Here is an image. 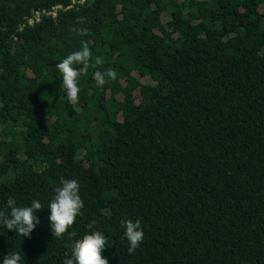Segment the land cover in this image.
<instances>
[{
	"label": "trees",
	"instance_id": "16d2710c",
	"mask_svg": "<svg viewBox=\"0 0 264 264\" xmlns=\"http://www.w3.org/2000/svg\"><path fill=\"white\" fill-rule=\"evenodd\" d=\"M83 41L73 110L55 65ZM61 178L83 208L55 237ZM9 198L45 208L30 239L0 225V264H64L92 230L108 264H264V0H0V210ZM124 219L144 232L134 254Z\"/></svg>",
	"mask_w": 264,
	"mask_h": 264
},
{
	"label": "clouds",
	"instance_id": "9594fccd",
	"mask_svg": "<svg viewBox=\"0 0 264 264\" xmlns=\"http://www.w3.org/2000/svg\"><path fill=\"white\" fill-rule=\"evenodd\" d=\"M78 35L86 36V28L73 29ZM92 61V52L87 41L81 43L79 50L73 51L55 65L61 78L66 93L67 103L73 110L80 106V88L78 78L86 75ZM94 65H102L103 59L97 56ZM74 65H82L77 69ZM94 79L98 87H103L109 80L117 79V72L108 68L105 71L94 72ZM8 211L0 210V225L7 230L14 231L20 237L31 238V233L40 223L36 212L44 209V205L36 199L30 206H18L13 198L7 200ZM83 201L79 195V182L75 179H60V186L54 189V195L47 205L49 210L48 221L51 234L62 237L74 224L81 213ZM124 228L123 236L128 242L129 254H134L144 239L140 220L124 219L121 221ZM92 228V225H89ZM107 244L104 234L92 230L84 234L82 238L74 239L70 245V256L66 257L64 264H108V260L102 255ZM24 258V257H23ZM22 256L19 252H9L3 257L2 264H20Z\"/></svg>",
	"mask_w": 264,
	"mask_h": 264
},
{
	"label": "built area",
	"instance_id": "2783aa9c",
	"mask_svg": "<svg viewBox=\"0 0 264 264\" xmlns=\"http://www.w3.org/2000/svg\"><path fill=\"white\" fill-rule=\"evenodd\" d=\"M38 18V12L34 13V20H36Z\"/></svg>",
	"mask_w": 264,
	"mask_h": 264
}]
</instances>
